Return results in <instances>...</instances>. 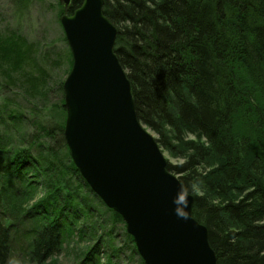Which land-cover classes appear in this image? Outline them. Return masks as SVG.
Wrapping results in <instances>:
<instances>
[{"label":"trees","instance_id":"trees-1","mask_svg":"<svg viewBox=\"0 0 264 264\" xmlns=\"http://www.w3.org/2000/svg\"><path fill=\"white\" fill-rule=\"evenodd\" d=\"M81 3L71 0L65 12ZM103 13L116 28L114 52L136 116L162 150L182 158L167 161V169L193 196L192 215L206 226L217 264H264V0H104ZM4 31L2 76L20 73L26 89L44 98L47 73L24 70L36 65L33 45ZM67 59L70 69V52ZM60 101L63 118L39 124L25 146H12L0 127V264L12 241L43 264L75 234H96L99 220L83 222L95 217H83L81 194L101 199L70 158ZM38 188L44 192L37 198ZM98 244L73 264H98Z\"/></svg>","mask_w":264,"mask_h":264},{"label":"water","instance_id":"water-1","mask_svg":"<svg viewBox=\"0 0 264 264\" xmlns=\"http://www.w3.org/2000/svg\"><path fill=\"white\" fill-rule=\"evenodd\" d=\"M68 7L71 0H61ZM104 0H82L60 17L72 64L63 83V136L91 190L122 216L144 264H217L205 225L155 137L138 120L116 28ZM186 195L187 207L174 199ZM177 207L187 218L177 215Z\"/></svg>","mask_w":264,"mask_h":264},{"label":"rangeland","instance_id":"rangeland-1","mask_svg":"<svg viewBox=\"0 0 264 264\" xmlns=\"http://www.w3.org/2000/svg\"><path fill=\"white\" fill-rule=\"evenodd\" d=\"M60 5L63 6L61 14H59ZM65 8L61 0H0V32L14 31L28 44L33 45L36 65L33 67L30 63L24 67V70L34 74L44 70L47 73L49 87L43 98L26 89L20 73H14V79L8 80L2 76L0 67V120L2 123L0 127L14 147L25 146L34 140L39 135V124L50 127L63 118L64 114L62 115V111L58 108L63 97V90L61 91L60 88L69 72L67 54L70 52L60 24L61 15L66 13ZM56 55H59L58 65L54 63ZM18 118L20 121H17ZM146 129L156 137L153 131ZM187 136L194 137L190 134ZM162 152L166 160L172 164L182 161L181 157L172 156L167 150ZM37 191L38 198L44 190L38 188ZM84 192L85 195L82 193L81 197L86 207L81 209V213L83 217L94 214L95 219L87 218L83 222L89 227L90 223L99 220L97 224L101 227L96 225V234L93 237H89V228H86L87 236L84 240H79L75 234L71 237L69 244H64L57 254L43 264H73L97 242H99L98 250L96 249L94 254L99 257L98 264H144L125 233V223L113 219L112 211L107 209L104 203L89 191L84 190ZM23 221L24 226L29 225L30 221ZM5 264L35 263L28 260L23 247L12 241L11 252Z\"/></svg>","mask_w":264,"mask_h":264},{"label":"clouds","instance_id":"clouds-1","mask_svg":"<svg viewBox=\"0 0 264 264\" xmlns=\"http://www.w3.org/2000/svg\"><path fill=\"white\" fill-rule=\"evenodd\" d=\"M187 190L185 189L184 192H186ZM174 203L179 205H183L184 207H187V199H186V195L183 194V192L181 194H179L177 196V198L174 199ZM177 215L181 216L182 218H187V213L182 211L181 208L177 207L176 209Z\"/></svg>","mask_w":264,"mask_h":264}]
</instances>
